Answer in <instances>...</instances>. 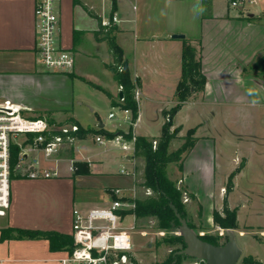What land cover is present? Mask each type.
<instances>
[{
	"label": "crops",
	"instance_id": "crops-1",
	"mask_svg": "<svg viewBox=\"0 0 264 264\" xmlns=\"http://www.w3.org/2000/svg\"><path fill=\"white\" fill-rule=\"evenodd\" d=\"M35 6L36 0H0V102L11 101L29 117L45 116L54 123L74 122L103 132L77 137L69 148L73 157H68V153L63 159L59 157L57 176L11 178L8 205L0 214L5 217L0 220V264H61L70 247L52 248L49 240L42 237L18 238L17 232L10 228L72 236L75 208L87 211L108 206L85 203L84 194L96 189L99 179L113 173L121 175L118 184L105 186V193L112 197L113 190L119 188L124 197L132 200L137 188L144 187V178L138 177L144 158L135 155L132 148L124 150L106 136V132L116 135L128 132L131 118L120 105V85L112 71L118 65L117 56L105 36L107 30L100 23L101 18L113 13L119 20L110 34L122 49V60L127 63L132 83L141 92L136 98L138 117L132 129L136 135L158 137L165 122L163 111L178 102L176 87L181 76L183 38H173L172 34H184L197 48L206 76L204 89L193 93L171 117L174 127L179 126L181 132L195 128L196 141L183 158L179 174L168 169V176L176 182L182 180L180 185L189 197L187 207L194 216L192 224L198 226L194 230L202 226V231L196 232L210 234L212 230L205 229L215 224L214 209L222 210L226 185L219 187L223 196L212 203L208 222L194 177L208 179L209 186L216 177L224 151L212 130H217L216 122L223 109L236 111L256 103L253 100L257 97H264V74L251 68L264 53H244L235 61L225 59L224 47H220L225 32L217 26L226 21L244 26L245 22H251L244 18L256 17L255 13L236 12L231 16L227 9L217 7L215 0L212 17L202 16V0H57L60 43L75 53L74 70L59 73L47 71L39 61ZM75 30L83 32L77 43H74ZM239 41L243 42H235ZM229 47L233 49L231 44ZM117 67L120 69L121 65ZM103 106L108 109L105 117L99 111ZM111 112L115 114L113 117L109 116ZM151 122L159 124V133L147 131ZM97 135L106 141L97 142ZM89 141L92 147L87 144ZM35 155L41 166L54 167L55 162L46 160L42 153ZM66 160L87 163L89 171L76 172V167L71 170L68 162L63 163ZM113 163L119 164L116 172L109 169ZM122 169L128 173H121ZM232 169L223 170L225 178L228 179ZM235 190L233 182L227 199L230 208L237 209L238 204L232 199ZM215 227L213 230L219 234L225 230L216 224Z\"/></svg>",
	"mask_w": 264,
	"mask_h": 264
},
{
	"label": "rangeland",
	"instance_id": "rangeland-1",
	"mask_svg": "<svg viewBox=\"0 0 264 264\" xmlns=\"http://www.w3.org/2000/svg\"><path fill=\"white\" fill-rule=\"evenodd\" d=\"M215 5L221 10L227 9L231 16H234V14L238 12L236 9L229 8L226 0H215ZM254 12L256 17H251L250 19L244 18L251 21L249 23L245 22L244 26L238 23H229L227 21L222 22L220 25L218 24L217 27H220L225 32V41L222 40L220 45V47H224L225 56L227 55L225 59H232V61H235L237 59L236 57L244 53L248 54V52H250L251 55H260L264 53V2L261 6L257 7V10ZM110 28H105V30H109ZM242 29H245V31ZM236 40H242L243 42L239 41L236 43ZM230 44L233 49H230ZM256 72L258 74H264L258 71ZM261 95H263V93ZM260 97L253 100L256 103L244 105L239 110L231 112H226L225 109L222 110V114L217 119L219 121L218 123L216 122L217 130H212L213 133L218 135L224 151L219 160L216 177L211 180L212 185L210 186V181L208 179L204 177H194V181L201 190L203 210L206 221L209 222L211 221L209 210L212 203H217L223 196L220 193L219 187L227 184L228 179L225 178L223 170L225 172L226 169L233 167L232 172L234 174L232 180L235 183L236 190L232 199L238 204V208L236 209V213L238 214V226L233 231L237 243L242 250V255L237 264H241L245 257H252V259L258 260L264 264V103L260 102ZM262 99H264V97ZM99 111L101 115L104 116L107 115L108 109L106 106H103ZM158 126L155 122H151V126L147 131L151 134H157L160 131ZM173 127L174 125H172V129ZM216 127L214 126L215 129ZM192 137H196L195 132L191 136L187 131L184 133L179 130L177 136L171 140L169 150L175 151L182 148L184 142H188ZM22 139V136H18V141ZM71 143L72 141L63 145L59 152L60 159L67 156V150L71 148ZM87 144L90 147L93 146L90 141ZM184 154L185 151L181 153V157L177 161H172L167 164V174L168 169L171 173L174 172L176 175L179 174L178 170L185 157ZM67 162L71 165V161L68 160L63 163L66 164ZM13 166L12 170L15 168L16 170H23L25 168V163L21 162L19 157V160L16 164H13ZM118 166V163H113L109 169L110 171L116 172ZM73 167L75 169L74 165ZM144 168L145 162L138 174L139 179H141V177L144 178ZM120 178L121 175L113 173L107 175L105 178L99 179L98 187L84 194L85 203L87 205L99 203L104 205L109 204L113 197L110 193H105V186L118 184ZM178 181L176 182V179L174 181L176 186L184 190L182 185H180L181 182ZM150 194H152L150 189L147 190L145 186H139L135 198H145ZM184 197L185 193H182V209L185 212L187 220L192 223L194 221V216L189 212ZM122 200L125 203V208H130L132 206V201L129 198L123 197ZM199 212L200 211H198V213ZM124 213H126L124 215L126 216L124 218V223L131 234L133 252L135 253L134 258L139 262L146 264L162 260L170 253L173 252L172 254L175 255L176 251L183 248L181 242L175 239V236L181 234L179 227L177 224H174V221L170 217L166 218L165 227L163 229H158L156 227L157 219L154 216L136 217V219H134L130 211L127 210ZM4 218L5 217L0 216V220ZM193 226L198 227L195 224H193ZM199 227L200 228H197L195 231H202V226ZM215 228L214 224V226H210L205 230H212L209 233L217 235L219 233L213 230ZM222 232L221 243L226 241V230ZM205 233L208 232L205 231ZM180 264L207 263L197 258L182 257Z\"/></svg>",
	"mask_w": 264,
	"mask_h": 264
},
{
	"label": "built area",
	"instance_id": "built-area-1",
	"mask_svg": "<svg viewBox=\"0 0 264 264\" xmlns=\"http://www.w3.org/2000/svg\"><path fill=\"white\" fill-rule=\"evenodd\" d=\"M227 6L236 9L239 14L255 13L264 0H226ZM254 10V11H253ZM36 51L40 63L47 71L69 73L75 68V53L64 48L59 40L60 18L57 0H36ZM119 18L116 13L101 20L104 28L112 27ZM121 91V86L119 87ZM141 92L137 86L134 89L135 99ZM123 102V96L119 98ZM131 116L129 122L132 128L136 119L132 120L131 110L122 108ZM115 114L111 112L110 117ZM138 117V116H137ZM79 125L74 122L54 123L45 117H29L9 100L0 102V214L8 205L11 172V147H20V161L25 163L21 174L28 178H50L59 174V152L67 142H73L77 136ZM18 136L23 139L18 141ZM95 140L104 143L106 139L97 135ZM136 134L132 130L131 138L117 134L110 141L124 150L134 149ZM157 140H153L155 148ZM42 153L46 160L55 162L54 167L41 166L38 156ZM70 169L73 170V160ZM121 173H128L122 169ZM181 182V180L179 181ZM178 188H180L178 186ZM185 193V192H183ZM113 199L104 208H93L82 211L73 210L72 237L73 243L68 253L61 258V264H133L134 252L131 234L124 223L127 210L122 200L124 197L119 188L113 190ZM189 197L185 193L184 201ZM132 213V212H131ZM135 219V214L132 213ZM133 219V220H134ZM135 225V222H134Z\"/></svg>",
	"mask_w": 264,
	"mask_h": 264
},
{
	"label": "trees",
	"instance_id": "trees-1",
	"mask_svg": "<svg viewBox=\"0 0 264 264\" xmlns=\"http://www.w3.org/2000/svg\"><path fill=\"white\" fill-rule=\"evenodd\" d=\"M202 16L212 17V0H202ZM249 18V16H247ZM114 30L112 26L106 31L105 36L109 41L110 47L117 56L118 65L112 67L114 78L118 84L122 87L121 92L123 96V102L120 103L122 108H129L132 114V120H135L138 116V103L134 96L135 85L132 83L127 63L122 60V49L116 44L114 38L111 36V32ZM82 31H74V43L78 42L79 36ZM254 71L264 73V54L260 56L251 67ZM206 83V76L202 72L201 60L197 57V48L191 43L189 39L183 38L182 49V68L181 76L176 87V97L178 102L169 110H164L163 115L165 122L162 126L161 134L158 137L149 138L144 135H136L134 143V153L137 156H141L145 161L144 168V185L147 189L151 190L149 196L145 198H133L131 201L134 203V207L129 211L134 213L138 217H150L154 216L157 219L156 227L163 229L165 227V220L170 217L174 224L179 227V220L175 216L173 210L170 208V202L174 203L179 213L186 218L185 212L182 209L181 198L183 190L178 188L175 182L169 178L166 170V166L169 162L177 161L181 157V153L185 151L184 156L193 147L196 137H192L188 142H184L182 148L175 151L169 150V144L172 139L177 136L180 130L179 126H175L172 129L171 117L180 109L182 104L195 92L202 91ZM45 117V116H41ZM47 118V117H45ZM50 122L49 118H47ZM79 125V124H78ZM132 126L128 132H120L126 138L132 136ZM102 129L94 130L92 128H84L79 125V130L74 134L78 138H85L91 133H101ZM195 132V128H189L187 133L192 136ZM116 134L107 133V137H113ZM153 140H157L156 147H153ZM68 157H73V151L68 149ZM20 147L18 145H12L11 147V168L13 164L19 160ZM73 165L77 168L76 172L83 171L88 172L87 163L74 162ZM83 166H85L83 168ZM181 167V166H180ZM233 172L230 173L227 184L225 186V195L223 198L222 210L214 209L213 220L216 225L227 230L237 228V213L235 208H230L228 204L227 194L233 189ZM20 170L12 171L11 178L22 177ZM187 219V218H186ZM188 221V220H187ZM188 224L194 229L192 223L188 221ZM10 230L16 231L15 237L23 238H47L52 248L71 247L73 238L67 234H60L55 231H42V230H28L20 228H10ZM202 239L207 240L214 244H221V234H198ZM175 239L181 242L185 247V241L182 234L175 236ZM227 239V235H226ZM161 241V240H160ZM159 241V243H160ZM173 253V252H172ZM170 253L166 258L162 260L153 261L146 264H180L182 257H190L186 254L173 255ZM203 261V260H202ZM205 262V261H204ZM133 264H144L133 258ZM241 264H263L262 262L252 259V257H245Z\"/></svg>",
	"mask_w": 264,
	"mask_h": 264
},
{
	"label": "water",
	"instance_id": "water-1",
	"mask_svg": "<svg viewBox=\"0 0 264 264\" xmlns=\"http://www.w3.org/2000/svg\"><path fill=\"white\" fill-rule=\"evenodd\" d=\"M173 38H184V34H172ZM122 96V92H120ZM170 208L179 220V230L182 234L185 247L175 252V255L186 254L192 258H197L205 261L207 264H237L242 250L239 247L235 234L232 229L226 230L227 239L221 244H214L202 239L198 233L188 224V221L183 217L176 205L170 202Z\"/></svg>",
	"mask_w": 264,
	"mask_h": 264
}]
</instances>
